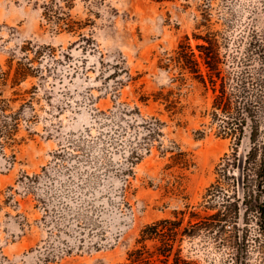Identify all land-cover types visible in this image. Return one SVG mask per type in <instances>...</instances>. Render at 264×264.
I'll return each mask as SVG.
<instances>
[{
    "label": "rangeland",
    "instance_id": "rangeland-1",
    "mask_svg": "<svg viewBox=\"0 0 264 264\" xmlns=\"http://www.w3.org/2000/svg\"><path fill=\"white\" fill-rule=\"evenodd\" d=\"M52 1L81 28L53 27L44 9ZM210 32L224 75L264 78V0H0V67L8 73L0 74V264H133L129 254L147 224L178 218L186 226L196 221L192 211L214 213L205 195L218 180L211 204L244 196L243 173H219L218 165L236 149L247 155L250 128L239 146L219 136L207 113L212 89L177 62L181 42L198 55L204 40L196 35ZM20 63L33 74L15 84ZM160 91H172L182 112L154 101ZM123 108L128 134L117 146L111 125L97 118ZM16 113L18 129L8 136ZM153 117L161 134L132 159L148 134L141 124ZM261 158L249 172L256 194ZM260 193L263 202L264 186ZM259 215L241 208L225 233L184 238L182 257L264 264Z\"/></svg>",
    "mask_w": 264,
    "mask_h": 264
},
{
    "label": "trees",
    "instance_id": "trees-1",
    "mask_svg": "<svg viewBox=\"0 0 264 264\" xmlns=\"http://www.w3.org/2000/svg\"><path fill=\"white\" fill-rule=\"evenodd\" d=\"M44 9L45 15L53 27L68 32H75L78 28H81V25L77 27L78 22L71 20L70 15H62V6L56 1L46 4ZM206 16L204 15V20L208 21L209 19ZM214 35L212 32L204 37L196 35V38L204 40V43L197 45L199 49L198 55L189 43L181 42L177 51V62L183 71L193 74L207 88L210 87L212 89V109L207 113L211 116L210 126L216 125L219 136L231 137L236 141V145L239 146L245 130L250 128L252 146L247 155L239 157L238 149H236L232 155L226 153L222 159L223 163L218 165L219 173L228 171L231 167L243 173L241 182L243 183L244 196L241 198L238 195H234L233 200L224 199L220 207L211 204L218 192L217 188L221 184L220 180H218L217 184H212L208 188L205 195L206 201L210 203V205H205V207L206 209L216 210L214 213L202 216L199 212L192 211L191 218H196V221H189L186 226L183 225L184 219L178 218H165L147 224L142 229L138 239L140 247L133 249L129 254V259L133 264H191V261L181 255V242L183 239L194 237L202 231L225 233L228 223H236L237 226L241 208L245 210L246 215H249L252 211H257L260 214V224L264 231V201L260 202V190L264 186V129L261 123V114L264 110V78L256 79L249 74V71L224 75L219 67L221 58L217 49V39ZM0 74L5 76L8 73L0 67ZM32 74L30 63H20L14 73V83L18 84L26 80ZM172 95V91L166 94L160 91L154 95V101L166 104V110L172 113L182 112L177 109V101L172 99ZM142 100L146 102L148 97ZM5 109L6 106H0L2 114ZM128 112L129 110L126 108L118 112H98L97 120L103 126L111 125V128L107 130V135L113 145L118 146L119 142L126 139L128 134L127 127L122 124L120 119L126 117ZM12 119V127L7 131L8 136H12L17 131L20 115L16 113L12 115ZM141 125L148 129V134L141 138L142 142H139L141 147L134 148L131 155L132 159H140L139 149L150 150L152 140L157 139L161 134L162 123L154 117L144 121ZM198 133L200 138L205 137L204 130L198 131ZM139 135H136V137H139ZM259 153H261L262 158L256 168V174L260 179L259 192L256 194L248 185V180L249 172L251 171L250 166L257 163ZM234 229L235 232L239 231L235 225ZM235 238L238 237L235 236ZM147 241L155 242L152 249L148 247Z\"/></svg>",
    "mask_w": 264,
    "mask_h": 264
}]
</instances>
